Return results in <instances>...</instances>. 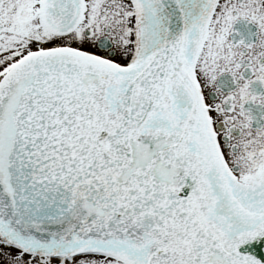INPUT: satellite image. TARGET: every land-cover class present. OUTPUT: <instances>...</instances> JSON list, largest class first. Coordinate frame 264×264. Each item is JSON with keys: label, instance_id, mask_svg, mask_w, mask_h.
Listing matches in <instances>:
<instances>
[{"label": "snow or ice", "instance_id": "obj_1", "mask_svg": "<svg viewBox=\"0 0 264 264\" xmlns=\"http://www.w3.org/2000/svg\"><path fill=\"white\" fill-rule=\"evenodd\" d=\"M0 264H264V0H0Z\"/></svg>", "mask_w": 264, "mask_h": 264}]
</instances>
